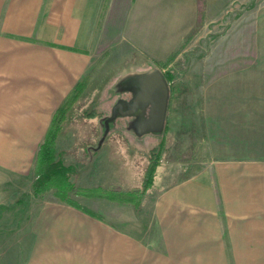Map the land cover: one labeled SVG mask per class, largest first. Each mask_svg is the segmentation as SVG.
<instances>
[{
    "label": "rangeland",
    "instance_id": "1",
    "mask_svg": "<svg viewBox=\"0 0 264 264\" xmlns=\"http://www.w3.org/2000/svg\"><path fill=\"white\" fill-rule=\"evenodd\" d=\"M4 20V49L39 40L5 30ZM193 27L167 65L170 55L157 60L125 41L96 50L56 138L76 167L71 196L88 210L54 188L34 194L50 124L18 126L15 96H0V264H264V0H200ZM9 64L0 85L13 76ZM152 69L174 73L164 124L147 122V106L107 129L113 106ZM162 141L139 208L91 190L141 188Z\"/></svg>",
    "mask_w": 264,
    "mask_h": 264
},
{
    "label": "crops",
    "instance_id": "2",
    "mask_svg": "<svg viewBox=\"0 0 264 264\" xmlns=\"http://www.w3.org/2000/svg\"><path fill=\"white\" fill-rule=\"evenodd\" d=\"M0 7L5 30L39 39L19 41L16 51L1 47L11 40H1L0 71L8 62L13 76L1 83L0 96H15L16 110L24 112L18 126L27 120V125L48 127L98 48L125 41L157 60L165 59L194 28L200 0H2Z\"/></svg>",
    "mask_w": 264,
    "mask_h": 264
},
{
    "label": "trees",
    "instance_id": "3",
    "mask_svg": "<svg viewBox=\"0 0 264 264\" xmlns=\"http://www.w3.org/2000/svg\"><path fill=\"white\" fill-rule=\"evenodd\" d=\"M70 48V47H69ZM173 53L167 60L160 61L163 65H167L173 59ZM166 80L171 84L174 73L171 70L164 71ZM87 78V77H86ZM86 78L79 80L69 94L64 98L62 103L55 110L51 123L46 131L45 137L40 143L39 149L36 154L35 172L36 178L32 183L33 192L35 195H41L49 189H53L55 194L65 202L75 205L79 208H85L84 205L74 200L71 193H78L76 191L75 182L71 176L75 170V165L66 164L62 154L56 150V138L61 129L62 122L65 120L66 115L74 101L79 97L85 85ZM167 124H165V127ZM167 128L164 129V131ZM164 141L161 142L159 147L152 150L150 161L145 171L142 187L133 190L117 189L112 187L107 188H93L91 190L99 192L104 197L115 199L119 201L132 202L136 208L140 207L141 198L146 190L153 184L154 176L157 166L162 157V148ZM81 191V190H80ZM85 193V192H84Z\"/></svg>",
    "mask_w": 264,
    "mask_h": 264
},
{
    "label": "water",
    "instance_id": "4",
    "mask_svg": "<svg viewBox=\"0 0 264 264\" xmlns=\"http://www.w3.org/2000/svg\"><path fill=\"white\" fill-rule=\"evenodd\" d=\"M137 79V93L130 101L120 100L113 106L112 115L105 121L107 129L110 120L116 115H133L139 109L147 106L151 107L150 117L147 122H151L154 117H157L160 119L161 125L164 124L169 97V83L165 78L164 72L160 69H152L139 75Z\"/></svg>",
    "mask_w": 264,
    "mask_h": 264
}]
</instances>
